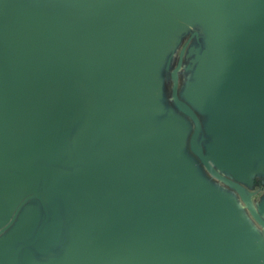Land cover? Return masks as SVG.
I'll list each match as a JSON object with an SVG mask.
<instances>
[{
    "label": "water",
    "instance_id": "95a60500",
    "mask_svg": "<svg viewBox=\"0 0 264 264\" xmlns=\"http://www.w3.org/2000/svg\"><path fill=\"white\" fill-rule=\"evenodd\" d=\"M255 175L264 0H0V264H264Z\"/></svg>",
    "mask_w": 264,
    "mask_h": 264
},
{
    "label": "crops",
    "instance_id": "0c3cea01",
    "mask_svg": "<svg viewBox=\"0 0 264 264\" xmlns=\"http://www.w3.org/2000/svg\"><path fill=\"white\" fill-rule=\"evenodd\" d=\"M246 181H247L246 188L248 192L253 194L252 199L254 203L256 205L261 204L262 202L261 199L264 198V178L260 175H255L253 178H246ZM220 187L222 188V186Z\"/></svg>",
    "mask_w": 264,
    "mask_h": 264
}]
</instances>
